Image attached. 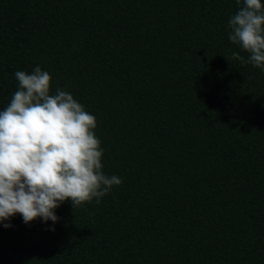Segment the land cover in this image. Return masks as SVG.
<instances>
[{
  "label": "trees",
  "instance_id": "1",
  "mask_svg": "<svg viewBox=\"0 0 264 264\" xmlns=\"http://www.w3.org/2000/svg\"><path fill=\"white\" fill-rule=\"evenodd\" d=\"M237 11L0 0V111L17 71H48L50 94L96 117L103 171L123 181L64 202L55 224L0 223V264H264V70L232 58L248 55L228 38Z\"/></svg>",
  "mask_w": 264,
  "mask_h": 264
},
{
  "label": "clouds",
  "instance_id": "2",
  "mask_svg": "<svg viewBox=\"0 0 264 264\" xmlns=\"http://www.w3.org/2000/svg\"><path fill=\"white\" fill-rule=\"evenodd\" d=\"M235 3L228 38L248 55L233 52L232 58L264 70V3ZM15 77L18 88L0 111V223L19 214L25 224L37 218L55 224V209L64 202L74 209L99 204L123 181L103 171L94 115L68 91L50 94L52 77L39 66Z\"/></svg>",
  "mask_w": 264,
  "mask_h": 264
}]
</instances>
